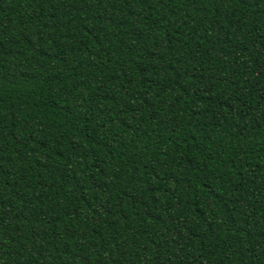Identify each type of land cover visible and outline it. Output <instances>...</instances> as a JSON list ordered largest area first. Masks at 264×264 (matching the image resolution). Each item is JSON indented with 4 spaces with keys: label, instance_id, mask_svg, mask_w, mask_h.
<instances>
[{
    "label": "trees",
    "instance_id": "16d2710c",
    "mask_svg": "<svg viewBox=\"0 0 264 264\" xmlns=\"http://www.w3.org/2000/svg\"><path fill=\"white\" fill-rule=\"evenodd\" d=\"M0 264H264V0H0Z\"/></svg>",
    "mask_w": 264,
    "mask_h": 264
}]
</instances>
